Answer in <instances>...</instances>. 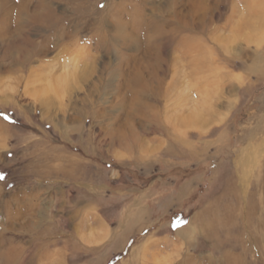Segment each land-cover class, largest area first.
<instances>
[{"label": "rangeland", "instance_id": "374dc122", "mask_svg": "<svg viewBox=\"0 0 264 264\" xmlns=\"http://www.w3.org/2000/svg\"><path fill=\"white\" fill-rule=\"evenodd\" d=\"M0 1V264H264V0Z\"/></svg>", "mask_w": 264, "mask_h": 264}, {"label": "crops", "instance_id": "0c3cea01", "mask_svg": "<svg viewBox=\"0 0 264 264\" xmlns=\"http://www.w3.org/2000/svg\"><path fill=\"white\" fill-rule=\"evenodd\" d=\"M19 192L21 193V195L20 196H14V197H12L14 200H16V202H18V203H20V206L19 207H17V208H15L14 209V211L12 212V213H5V215H4V218H1L0 217V225L1 224H5V225H13V226H15V228L16 229H19L21 232H27V229H24V226H27L28 224H31V225H37V220L36 221H34V220H32V218H29L30 216H31V210H33V207L31 206V205H29V207H27L28 205H27V200L29 199V201H30V203H31V196H30V198H28L29 196H27V195H24V196H22V193L24 192V190H19ZM24 199V200H23ZM4 210V212H7L9 209H7V205L3 208ZM7 209V210H6ZM28 209L30 210V212H29V214H28ZM140 211H138L137 213L136 212H133V213H129L127 216H126V218H127V220H126V224L125 225H128L129 223H133L134 222V220H137V218L139 217V215H140ZM8 215V216H7ZM29 216V217H28ZM87 218L89 219V220H93L94 222H95V220H96V218L95 217H93V216H91V215H87ZM133 221V222H132ZM88 223V221H85V222H83V227H86V228H88V225L89 224H87ZM98 223V222H97ZM99 223H100V221H99ZM100 225V224H99ZM124 225V226H125ZM129 226H131V229H133V226L134 225H130L129 224ZM128 226V227H129ZM141 226V225H140ZM140 226H137V227H140ZM81 227H82V225H81ZM124 230L125 229H127V227H125V228H123ZM30 236H32V237H30V241L32 242V241H34V242H36V238H37V234L36 233H34L33 231H30ZM36 235L35 236V238H34V236L33 235ZM72 237H74V236H72ZM157 245H158V247H156L155 248V250L154 251H148L146 248L144 249V250H142V251H140V252H144V256H145V254H146V252L148 251V254H146V257H148L149 258V260H151V257H153V256H159V252H162V250H163V248L165 247V243L164 242H159V243H157ZM30 246H31V243H30ZM35 247H36V244L34 245ZM32 247V246H31ZM138 251H133V252H131V254H130V260H129V264H134L135 263V261H137L136 259V256H139L138 254L140 253V252H138ZM153 252V254L152 255H149V253L151 254ZM137 254V255H136ZM47 256H48V254H46ZM127 263V264H128ZM136 263H138V262H136ZM147 264H149V263H147Z\"/></svg>", "mask_w": 264, "mask_h": 264}, {"label": "bare ground", "instance_id": "6f19581e", "mask_svg": "<svg viewBox=\"0 0 264 264\" xmlns=\"http://www.w3.org/2000/svg\"><path fill=\"white\" fill-rule=\"evenodd\" d=\"M48 1H49V0H48ZM0 2H1V1H0ZM4 2H5V1H4ZM4 2H3V4H4ZM6 2H7V1H6ZM1 3H2V2H1ZM44 4H46V3H44ZM4 6H5V5H4ZM3 10H4V9H3ZM47 11H48V10H47ZM52 11H53V9H52ZM41 12H43V10H41ZM44 12H45V11H44ZM53 12H54V11H53ZM49 13H50V12H49ZM49 13H48V14H49ZM52 14L55 15V13H52ZM52 14H51V15H52ZM45 15H47V14H45ZM54 15H53V16H54ZM43 16H44V15H43ZM40 17H41V16H40ZM48 17H49V16H48ZM51 17H52V16H51ZM56 17H57V16H56ZM46 18H47V17H46ZM35 19H36V18H35ZM50 19H52V18H50ZM39 20H41V18H40ZM60 20H61V19H60ZM36 21H37V20H36ZM49 21H51V20H49ZM42 22H43V21H42ZM159 35H160V34H159ZM10 42H11V41H10ZM13 46H14V45H13ZM156 46H157V45H156ZM27 61H28V60H27ZM188 120H189V118H188ZM193 120H195V119H192V121H193ZM190 123H191V122H190ZM195 124H196V123H195ZM118 141H119V140H118ZM129 142H130V140H129ZM131 142H132V141H131ZM131 148H132V147H131ZM206 216L208 217V215H206ZM217 216H218V215H217ZM217 216H216V217H217ZM210 217H211V216H210ZM216 217H215V218H216ZM220 218H221V217H220ZM214 220H215V219H214ZM220 220H221V219H220ZM134 221H135V220H134ZM132 222H133V221H132ZM214 222H215V221H214ZM215 223H216V222H215ZM204 224H206V223H204ZM212 224H213V223H212ZM209 226H210V225H209ZM201 227H202V226H201ZM184 235H185V234H184ZM179 241H180V240H179ZM36 245H37V244H36ZM163 250H164V249H163ZM165 251H166V250H165ZM180 256H181V255H180ZM5 257H6V256H5ZM145 257H146V256H145ZM184 257H185V256H184ZM140 258H141V257H140ZM161 258H162V257H161ZM161 258H160V259H161ZM52 259H53V258H52ZM6 261H7V260H6ZM7 262H8V261H7ZM160 262H161V260H160ZM183 262H184V261H183ZM210 262H212V261H210ZM164 264H165V263H164Z\"/></svg>", "mask_w": 264, "mask_h": 264}]
</instances>
